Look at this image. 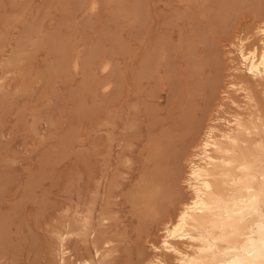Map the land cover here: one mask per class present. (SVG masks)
<instances>
[{
    "label": "rangeland",
    "instance_id": "374dc122",
    "mask_svg": "<svg viewBox=\"0 0 264 264\" xmlns=\"http://www.w3.org/2000/svg\"><path fill=\"white\" fill-rule=\"evenodd\" d=\"M261 14L264 0H0V249L7 264L49 259L51 229L99 200L101 176L113 181L108 235L121 250L149 253L127 201L143 167L152 176L160 167V180L162 160H153L161 150L178 147L200 117L211 123L223 109L233 112L219 107L233 75L246 78L264 113V86L241 72L230 76V42ZM106 62L110 70L101 68ZM105 81L114 82L111 91L101 88ZM192 119L197 124L188 127ZM161 142L167 147L159 156ZM159 228H150L149 241L159 240ZM80 238L68 240L70 253L89 257Z\"/></svg>",
    "mask_w": 264,
    "mask_h": 264
},
{
    "label": "bare ground",
    "instance_id": "6f19581e",
    "mask_svg": "<svg viewBox=\"0 0 264 264\" xmlns=\"http://www.w3.org/2000/svg\"><path fill=\"white\" fill-rule=\"evenodd\" d=\"M246 33L230 42L235 55L230 60V76L241 72L264 86V15H259ZM109 65L106 62L101 68L110 70ZM245 81L239 73L233 75L223 92L226 98L219 107L226 105L232 113L223 109L211 118V123L201 122L200 117L196 130L185 128L184 141L178 147L169 142L165 153L160 148L167 147V138L164 145L161 142L156 150L162 151L160 156L159 150L162 159L151 158L155 163L162 160L160 180H154L160 167L154 168L152 176V168L146 171V166L145 174L138 176L140 179L143 174L145 178L139 184L135 182L133 190L130 188L134 199L131 204L129 193L127 201L130 200V209L134 211V232L148 242L149 253L136 247L121 250L113 236L108 235L105 226L109 221L108 194L113 181L101 176L96 186V193L101 194L99 200L91 198L83 213L75 207L70 218L59 222V228L56 225L51 229L55 244L48 250L49 259L40 264H171L170 260L175 264H264V113ZM112 83L105 81L101 88L111 91ZM194 122L197 124L193 119L187 121L188 127ZM151 152L145 155L148 161ZM150 171L151 179H146ZM94 202L98 203L97 208ZM153 225L161 227L156 229L161 234L157 242L149 241L151 235L148 240ZM74 236L87 242L89 257L70 253L67 242ZM7 260L0 249V264H7ZM15 260L9 263L18 264Z\"/></svg>",
    "mask_w": 264,
    "mask_h": 264
}]
</instances>
